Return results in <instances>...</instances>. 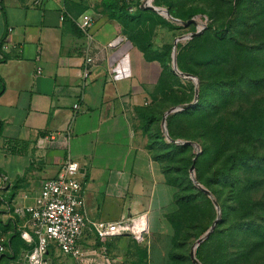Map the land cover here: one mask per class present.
<instances>
[{
    "label": "rangeland",
    "instance_id": "obj_1",
    "mask_svg": "<svg viewBox=\"0 0 264 264\" xmlns=\"http://www.w3.org/2000/svg\"><path fill=\"white\" fill-rule=\"evenodd\" d=\"M115 1L135 16L125 22L137 46L160 59L175 45L177 101L156 109L165 137L147 135L176 186L178 210L167 235L89 234L83 263L264 264V0ZM156 10L210 20L173 28ZM20 245L1 264H23ZM74 263L55 253L50 264Z\"/></svg>",
    "mask_w": 264,
    "mask_h": 264
},
{
    "label": "crops",
    "instance_id": "obj_2",
    "mask_svg": "<svg viewBox=\"0 0 264 264\" xmlns=\"http://www.w3.org/2000/svg\"><path fill=\"white\" fill-rule=\"evenodd\" d=\"M85 13L94 16L87 83L77 26ZM123 29L93 0H0V173L11 179L13 202L25 203L72 158L89 219L146 212L147 234L167 235L177 190L148 147L142 115H158L168 73L128 38L109 48ZM47 134L51 143L38 145Z\"/></svg>",
    "mask_w": 264,
    "mask_h": 264
},
{
    "label": "built area",
    "instance_id": "obj_3",
    "mask_svg": "<svg viewBox=\"0 0 264 264\" xmlns=\"http://www.w3.org/2000/svg\"><path fill=\"white\" fill-rule=\"evenodd\" d=\"M40 4L41 0H35ZM143 6V5H142ZM60 19H64L61 15ZM94 16L82 14L77 26L82 31L86 41L82 48L81 75L85 83L89 82L93 57L90 54L92 33L90 26ZM126 40L125 35L115 38L109 48L118 46ZM40 72V68H36ZM77 107V105H75ZM52 134L41 136L37 144L51 143ZM11 179L0 173V221L19 218V236L32 245L29 250H23V264H50L55 253L71 256L74 264H84V247L80 242L88 232L104 241L123 234L137 236L148 232L146 212L129 214L115 221H95L86 216L84 208V181L80 172V164L72 158L61 162L56 175L43 180L38 191L31 200L25 203L8 201ZM7 237L0 229V254L9 252L6 245Z\"/></svg>",
    "mask_w": 264,
    "mask_h": 264
},
{
    "label": "trees",
    "instance_id": "obj_4",
    "mask_svg": "<svg viewBox=\"0 0 264 264\" xmlns=\"http://www.w3.org/2000/svg\"><path fill=\"white\" fill-rule=\"evenodd\" d=\"M101 4L108 11V13L111 17L116 18L123 23V25H124V29H123L124 33L123 34L126 36V38H128L127 33H126V22L125 21L126 20H132L135 18L134 15L127 14V12H126V10H128L130 8V6L128 4H126L125 2H118L115 0H102ZM140 8H142L141 5H139V9ZM156 11L162 17L167 18L169 20V22L172 24L173 28H183L185 26V24H187L188 22L197 23L198 21L206 22V21L210 20L208 15L203 14V13L191 14L187 18L186 21H183V20H180L177 18H173L169 13H167L165 11H160V10H156ZM71 25L75 28V24L71 23ZM133 43H135V42H133ZM137 47L141 51L146 53L148 58H152V59H156V60L160 61L161 64H163V66L165 67V69L168 73V77L164 81L162 89L164 90L166 88L168 90V92H164V98L162 101H160L158 107H160V108L161 107H169L170 105H172L173 102L177 101L176 100L177 99L176 89L178 87L177 86L178 80L176 78V76H177L176 72H179V69H177L174 65L172 66L173 56H174V51H175V45H172L170 47V54L168 52L161 54L160 59L151 55V52L149 51L148 45H146V47L143 49L140 48L139 46H137ZM142 116H143V120H144L143 125H142V129L144 131H146L147 133L151 132V131L154 132L153 139H155V142H160V140L165 137L163 129H165L166 121L162 120V116H159V115L155 116L154 114H143ZM154 120L157 121V124L160 122V126L156 127L155 128L156 130H154V129L150 130L149 126ZM151 136H152L151 134L148 136V147L152 150V154H153L154 148H153V145L149 139ZM154 158L161 161L160 157H158V156H154ZM163 171H164V168H163ZM164 174L166 176L165 171H164ZM166 179H167V177H166ZM168 182L171 183L170 181H168ZM172 185L176 188V186L174 184H172ZM176 194H177V191H176ZM176 194H175V201L177 203V210H178V202L176 200ZM208 195H210V193H208ZM11 199H12L11 195H8L7 200L10 201ZM213 202L216 205L215 200ZM177 210H176V212H177ZM174 214L172 215V218H171L172 230H173L172 219H173ZM19 220L20 219L17 218V220L16 219H14V220L8 219L5 222L0 221V229L3 233L6 234V237H7L6 245L9 249V252H4V253L0 254V264H1L3 257H10L11 255H13L16 252L14 245L18 244V241L21 242V245L19 247L21 250H29L32 246V245H28L27 243H25L20 238V236H19V233H20L19 232ZM212 227L213 226H211V228H209V229H212ZM198 241H200V239ZM194 260H195V258H194ZM195 262H197V260H195Z\"/></svg>",
    "mask_w": 264,
    "mask_h": 264
},
{
    "label": "water",
    "instance_id": "obj_5",
    "mask_svg": "<svg viewBox=\"0 0 264 264\" xmlns=\"http://www.w3.org/2000/svg\"><path fill=\"white\" fill-rule=\"evenodd\" d=\"M162 120H164V118H162Z\"/></svg>",
    "mask_w": 264,
    "mask_h": 264
}]
</instances>
